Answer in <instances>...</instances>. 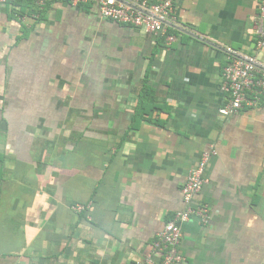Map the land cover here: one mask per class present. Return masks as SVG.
Masks as SVG:
<instances>
[{"label": "crops", "instance_id": "1", "mask_svg": "<svg viewBox=\"0 0 264 264\" xmlns=\"http://www.w3.org/2000/svg\"><path fill=\"white\" fill-rule=\"evenodd\" d=\"M51 1L0 2V264L141 263L209 151L180 264H264V98L219 113L226 48L264 62L258 0H176L170 47Z\"/></svg>", "mask_w": 264, "mask_h": 264}, {"label": "built area", "instance_id": "2", "mask_svg": "<svg viewBox=\"0 0 264 264\" xmlns=\"http://www.w3.org/2000/svg\"><path fill=\"white\" fill-rule=\"evenodd\" d=\"M38 6H44L47 0H35ZM5 4L7 0H0ZM176 0H100L99 12L102 18L143 30L161 40L167 47L178 41L172 24L176 23ZM260 24L257 29V49L264 48V0H258ZM221 89L227 94V103L219 109L223 116H230L242 109L258 107L264 98V62L257 55L241 52L232 47L226 48V66L222 73ZM215 154L205 152L198 166L189 173L182 187L184 209L177 212L157 235L153 243V253L139 264H180L182 256L179 246L182 238V225L193 216L200 218L203 224L210 221L208 205L193 204L195 197L208 183L207 167ZM77 212H83L84 206L77 205ZM159 256L156 260L153 254Z\"/></svg>", "mask_w": 264, "mask_h": 264}, {"label": "trees", "instance_id": "3", "mask_svg": "<svg viewBox=\"0 0 264 264\" xmlns=\"http://www.w3.org/2000/svg\"><path fill=\"white\" fill-rule=\"evenodd\" d=\"M20 1L21 0H7L6 3H11V5H15L14 11H16V13L19 14L20 16H24V15H27V14L31 15L33 13H36V10H37L36 7L38 5H37L35 0H28L29 3L25 4V5H22V4L19 5L21 3ZM51 2H52L51 0H47L46 5L50 4ZM68 2H71V0H69ZM161 41H163V40H161ZM150 92H151L150 89L145 88V90L143 92V95L141 97V107H140V109L143 108L144 105L149 104L148 103L149 101H151V106H153L152 102L154 101V96L147 95ZM145 111H147V110H145Z\"/></svg>", "mask_w": 264, "mask_h": 264}]
</instances>
